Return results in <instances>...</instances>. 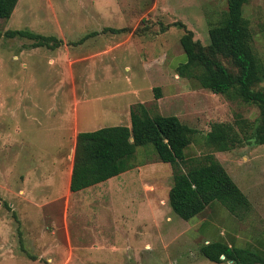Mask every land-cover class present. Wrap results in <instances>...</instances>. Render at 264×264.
Masks as SVG:
<instances>
[{
	"label": "rangeland",
	"instance_id": "rangeland-1",
	"mask_svg": "<svg viewBox=\"0 0 264 264\" xmlns=\"http://www.w3.org/2000/svg\"><path fill=\"white\" fill-rule=\"evenodd\" d=\"M18 6L23 11L31 6L32 30L70 50L75 47L78 60L53 79L48 74L54 68L43 56L48 52L39 51L41 56L28 58L21 68L20 61L0 49V264H229L206 260L199 253L200 235L184 232V220L166 203L170 167L156 160L150 146L135 148L133 169L65 195L57 170L66 169L75 132L128 127L125 113L100 114L106 104H80L78 129L59 135L47 133L51 122L43 123L42 110L28 109L31 101L46 109V90L58 91L66 103L72 92L89 99L104 91L128 90L114 101L137 100L150 115L176 117L194 130L185 156L201 157L208 152L202 139L211 123L232 124L238 116L252 124L258 113L253 105L193 88L175 71L184 56L178 43L183 29L174 23L183 24L204 46L208 27L221 20L226 0H20ZM242 11L250 48L264 68V0H247ZM27 15L17 28L29 30L24 27ZM107 27L128 32H100ZM94 31L96 36L74 45ZM3 32L0 48L31 42L4 38ZM90 75L110 80L93 81ZM26 109L38 124L24 119ZM214 154L249 202V211L237 219L240 231L251 239L264 238V144ZM157 198L165 203L159 204L160 213Z\"/></svg>",
	"mask_w": 264,
	"mask_h": 264
},
{
	"label": "trees",
	"instance_id": "trees-1",
	"mask_svg": "<svg viewBox=\"0 0 264 264\" xmlns=\"http://www.w3.org/2000/svg\"><path fill=\"white\" fill-rule=\"evenodd\" d=\"M16 1L0 0L1 20L10 16ZM246 3L247 0H226L221 20L208 27V43L204 46L192 39V33L185 30L183 24L174 23L183 29L178 43L184 56L183 63L175 71L193 88L255 106L258 113L253 123L249 124L238 116L232 124L211 123L202 139L208 152L201 157H186L184 151L194 130L181 124L174 116L150 115L143 104L136 103L129 107L128 127H102L75 135L68 182L70 193L133 169L135 148L150 146L156 160L170 167L167 204L181 220H189L213 202L219 203L237 219L249 211L246 197L214 158V153H228L242 144H264V68L249 45L250 33L242 11ZM100 32L120 34L128 32V29L107 27ZM97 34H85L74 45ZM2 37L29 40L32 48L52 50L61 45V41L54 37L26 30H6ZM151 91L153 98L158 99L159 88ZM199 253L212 263L264 264L256 253L219 242L200 246ZM220 256L223 260L219 259Z\"/></svg>",
	"mask_w": 264,
	"mask_h": 264
},
{
	"label": "crops",
	"instance_id": "crops-1",
	"mask_svg": "<svg viewBox=\"0 0 264 264\" xmlns=\"http://www.w3.org/2000/svg\"><path fill=\"white\" fill-rule=\"evenodd\" d=\"M19 2L20 0L16 1L10 16L6 20L0 19V29H4V31L21 30L20 28H17V27L18 25H21L22 23H24L22 19H26L25 13H28L27 24H25L26 26L24 27L25 29H29L26 31L37 34V32L32 30V27H33L32 20L29 19V16H31V6L25 9L27 11L25 10L23 11L21 8L19 9V6H18ZM45 3H49V0H45ZM12 19L17 20V21L13 22ZM73 48L75 49V47ZM73 48L70 50L65 44L60 45L59 47L52 49V50L45 49L42 47L32 48L31 42L30 43L23 42V43H6L0 49L7 50L9 53H7L6 56L10 57L11 60L20 61L21 68L26 67V60L28 58H32L35 56H41L40 53H38L39 51L44 50L45 52H48V53H44L43 56H45L47 63L48 62L51 63L50 67L54 68L52 72L48 75H52L53 79L54 78L57 79V77L55 76H59L61 74L60 71H62L61 69L65 68L64 66L66 64H69V63L73 64L76 60H78L77 59L78 53L72 52ZM2 55L3 54L0 53V64L2 61ZM57 73H59V75H57ZM89 78H91L90 80H93V81L110 80L108 79L109 77H107L106 75H100V76L95 75L93 79H92V76L90 75ZM126 92H128V90H124V91L120 90L117 92L104 91V92H101L99 94L92 96V98H89V99L88 97H85V96L80 97L75 92H72L71 95L69 94L67 96L69 101L66 103V101H64V96L58 93V91L46 90L43 97H45L46 95V97H48L50 101L47 103L45 110L43 109V107L39 108L38 105H36L35 102H32V101L29 102L32 105L29 108L28 107L27 108L29 110H33V109L42 110L46 114V118H45L46 120L43 123L45 124L47 122H51V125L49 127L50 129H47V133L52 132V133H55V134L58 133L59 135H61L64 130L78 129L77 122H76V109H77V106L80 104H89V102L91 103L96 102V103L101 104V106L103 104H106L105 106L102 107L101 109L102 113L100 114H108L110 112L111 113L117 112V113H125V115L128 117L129 107L136 103L142 104L143 102H140L137 100H134L133 102H129L125 100L123 101L121 105L120 101L119 102L114 101L116 100L117 97H122ZM130 92L134 94L135 92L137 93V90L132 89L130 90ZM34 97H35L34 95H30L31 99H33ZM30 113L31 111L28 112V110L26 109L24 119L30 122H36V124H38L39 120L37 118L35 119L33 117V114H30ZM44 126H49V125H44ZM77 133L78 132H75L72 138V146L69 149V155H68L70 159H69V162L67 163L66 169L61 170L60 168H58L57 170L59 175L62 174L59 185L62 189L66 190L65 195L71 194L68 191V182H69L70 170H71V160H72V152H73V146H74V138ZM42 159H44L43 156H41L39 160H42ZM104 182L91 186L88 189L94 188L96 186H100V184H103ZM56 185H58V183H56ZM53 186H55V182ZM53 189L54 188H52V190ZM146 202L147 204L149 203L148 201ZM160 203L163 205L165 204L163 200H161L160 198H157L156 207H155L156 211H158L157 213H160L159 212L160 207H161L159 205ZM166 203H167V198H166ZM184 222H185L184 232H194L200 235V238L202 240V245H206L211 242H219V243L226 245L227 247L256 253L260 257H262V259L264 260V238L251 239L250 236L240 231L238 227L237 218L230 215L217 202H213L209 204L199 214H197L196 216ZM147 247L148 246L146 245L145 248ZM228 263L231 264L230 262Z\"/></svg>",
	"mask_w": 264,
	"mask_h": 264
},
{
	"label": "built area",
	"instance_id": "built-area-1",
	"mask_svg": "<svg viewBox=\"0 0 264 264\" xmlns=\"http://www.w3.org/2000/svg\"><path fill=\"white\" fill-rule=\"evenodd\" d=\"M219 259H220V260H223V257H222V256H220V257H219Z\"/></svg>",
	"mask_w": 264,
	"mask_h": 264
}]
</instances>
